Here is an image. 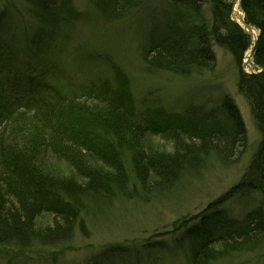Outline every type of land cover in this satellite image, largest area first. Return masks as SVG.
Here are the masks:
<instances>
[{"label":"trees","instance_id":"obj_1","mask_svg":"<svg viewBox=\"0 0 264 264\" xmlns=\"http://www.w3.org/2000/svg\"><path fill=\"white\" fill-rule=\"evenodd\" d=\"M147 1L91 3L96 15L110 22L131 17ZM24 2L0 11V248L9 250L6 264L37 249L57 262L76 249L71 243L77 233L90 235V215L118 200L181 198L186 184L203 180L210 164L237 161L249 139L229 96L211 109H141L131 79L115 62L111 75H94L66 91L57 81L63 75L48 74L65 68L61 59L67 49L88 52L71 20L73 0ZM233 4L166 0L140 23L149 25L146 65L182 75L214 69V45L242 64L252 34L233 18ZM241 8L257 31L252 62L261 71L242 68L237 85L260 141L226 195L198 215H184L166 233L185 253L182 264L264 252V0H241ZM228 201L239 208L236 214L225 207ZM165 248L161 241L141 248L111 243L84 264H161L164 259L154 250Z\"/></svg>","mask_w":264,"mask_h":264},{"label":"rangeland","instance_id":"obj_2","mask_svg":"<svg viewBox=\"0 0 264 264\" xmlns=\"http://www.w3.org/2000/svg\"><path fill=\"white\" fill-rule=\"evenodd\" d=\"M24 0H0V11L6 7H20ZM166 4V0H148L134 11L129 18L106 22L97 16L91 0H73V20L80 29L79 40L84 49L94 51L93 56L87 57L88 52L77 53L67 49L62 55V65L58 70L48 74H60L58 78L66 91L73 84L86 82L94 75H111L112 63L118 64L131 79V90L137 105L141 109L163 107L172 111H183L189 107L211 109L219 105L226 96L234 100L239 107L245 127L248 131V143L237 161L229 166L215 162L210 164L201 181L188 183L183 197L172 198L166 202L135 200H118L106 211H98L96 216L88 218L89 236L76 234L72 244L75 250H68L57 262L49 256V251L35 250L30 255L20 254L18 261L12 264H84L95 252L109 244H130L141 248L164 242L165 251L154 250L162 260L161 264H182L184 252L174 246L171 234L172 225L184 215H198L207 205L226 195L234 187L245 172L253 153L260 141V132L254 123L251 108L239 92L238 81L240 70L250 71L253 67L243 61L238 64L232 53L220 45H214L216 67L192 72L188 75L175 74L168 70L152 69L144 61L143 50L147 42L149 25L141 23L142 18L152 13L155 8ZM237 9L238 5H237ZM240 10V9H239ZM237 20L236 16H233ZM32 27L37 23L31 21ZM257 35L255 30L254 36ZM98 52V53H97ZM249 53V51H247ZM245 57L243 58V60ZM233 210L239 209L231 201L224 204ZM236 214V213H235ZM9 250L0 248V264H6L4 253ZM23 256V257H22ZM142 264H146L144 261ZM212 264H264V252H239L236 255L220 259Z\"/></svg>","mask_w":264,"mask_h":264},{"label":"water","instance_id":"obj_3","mask_svg":"<svg viewBox=\"0 0 264 264\" xmlns=\"http://www.w3.org/2000/svg\"><path fill=\"white\" fill-rule=\"evenodd\" d=\"M240 1V0H238ZM244 13V12H243ZM245 15L239 16V20H241L242 24L244 25V27L246 28V30H248L250 33H253L254 31L252 30V27L246 22V20H244ZM254 45L252 46L251 49V56H252V50H253Z\"/></svg>","mask_w":264,"mask_h":264}]
</instances>
